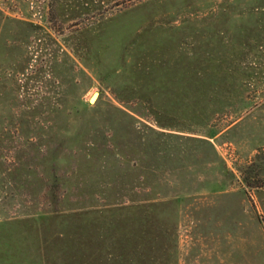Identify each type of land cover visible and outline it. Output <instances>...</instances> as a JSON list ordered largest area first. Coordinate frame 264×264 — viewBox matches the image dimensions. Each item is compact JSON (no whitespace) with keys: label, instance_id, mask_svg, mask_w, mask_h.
Returning a JSON list of instances; mask_svg holds the SVG:
<instances>
[{"label":"rangeland","instance_id":"1","mask_svg":"<svg viewBox=\"0 0 264 264\" xmlns=\"http://www.w3.org/2000/svg\"><path fill=\"white\" fill-rule=\"evenodd\" d=\"M0 264H264V0H0Z\"/></svg>","mask_w":264,"mask_h":264},{"label":"water","instance_id":"2","mask_svg":"<svg viewBox=\"0 0 264 264\" xmlns=\"http://www.w3.org/2000/svg\"><path fill=\"white\" fill-rule=\"evenodd\" d=\"M95 95H97V93H96V92H95V93H93V95H92V96L89 98V102H91V103H92V102L94 101V99H95V98H94V96H95ZM93 98H94V99H93Z\"/></svg>","mask_w":264,"mask_h":264},{"label":"bare ground","instance_id":"3","mask_svg":"<svg viewBox=\"0 0 264 264\" xmlns=\"http://www.w3.org/2000/svg\"><path fill=\"white\" fill-rule=\"evenodd\" d=\"M95 97H96V95L94 96V98H95ZM94 98H93V99H94Z\"/></svg>","mask_w":264,"mask_h":264}]
</instances>
